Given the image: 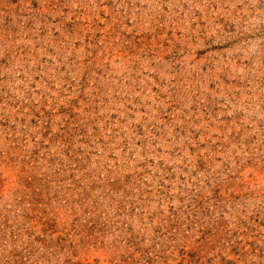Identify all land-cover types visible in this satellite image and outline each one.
<instances>
[{
  "label": "rangeland",
  "instance_id": "rangeland-1",
  "mask_svg": "<svg viewBox=\"0 0 264 264\" xmlns=\"http://www.w3.org/2000/svg\"><path fill=\"white\" fill-rule=\"evenodd\" d=\"M0 264H264V0H0Z\"/></svg>",
  "mask_w": 264,
  "mask_h": 264
}]
</instances>
